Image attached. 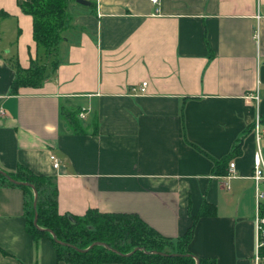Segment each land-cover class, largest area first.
<instances>
[{
    "label": "crops",
    "instance_id": "0c3cea01",
    "mask_svg": "<svg viewBox=\"0 0 264 264\" xmlns=\"http://www.w3.org/2000/svg\"><path fill=\"white\" fill-rule=\"evenodd\" d=\"M89 1L69 0L64 37L48 54L20 0H0V170L23 164L53 176L61 213L134 212L173 239L209 203L189 250L254 264L264 218V177L253 178L256 152L264 163V0ZM11 59L43 62L45 79L11 93ZM142 81L144 92L131 89ZM63 107L85 111L82 131ZM24 198L0 184V264H73L27 232Z\"/></svg>",
    "mask_w": 264,
    "mask_h": 264
},
{
    "label": "trees",
    "instance_id": "16d2710c",
    "mask_svg": "<svg viewBox=\"0 0 264 264\" xmlns=\"http://www.w3.org/2000/svg\"><path fill=\"white\" fill-rule=\"evenodd\" d=\"M68 2L20 0L23 11L32 17L33 38L45 53H51L64 37L63 31L69 24ZM0 13L6 14L2 10ZM11 60L15 69L11 93H16L21 86H38L45 79L43 62L31 59L27 67H22L15 59ZM78 111V108H61V116L73 131L83 130ZM228 159L218 161L221 172L225 171L223 166ZM2 171L0 184L23 189L27 232L35 241L42 237L51 240L57 260L73 264H215L214 259L197 257L188 248L197 217L212 212L209 203L203 202L187 230L173 239L159 233L134 212H110L89 207L83 214L61 213L57 208V186L53 176L34 172L23 164H18L15 171ZM260 215H264L263 208ZM259 253L264 256V242Z\"/></svg>",
    "mask_w": 264,
    "mask_h": 264
},
{
    "label": "built area",
    "instance_id": "2783aa9c",
    "mask_svg": "<svg viewBox=\"0 0 264 264\" xmlns=\"http://www.w3.org/2000/svg\"><path fill=\"white\" fill-rule=\"evenodd\" d=\"M150 2L153 4H157L159 0H150ZM145 86H146V81H142L137 86L131 87V89L135 92L142 93L145 90ZM255 96L257 97V95ZM0 111L3 112L2 109ZM78 116L82 118L85 117V111L80 110L78 112ZM258 119L259 117L256 118V124H255V131H256L257 136L259 135V131H260L258 128ZM49 157L52 161L53 167L57 168L59 166L60 160L53 153H50ZM234 174H235L234 161H230L229 166H228V176H232ZM263 177H264V163H263V160L260 154L256 152L255 159H254L253 178L255 180H258ZM262 195L263 194L261 192L258 193V196H262ZM256 231H257V241H256L257 249L255 250L253 260H254V264H264V256H261L259 253V248L264 242L263 241V237H264V218L263 217H256Z\"/></svg>",
    "mask_w": 264,
    "mask_h": 264
},
{
    "label": "water",
    "instance_id": "95a60500",
    "mask_svg": "<svg viewBox=\"0 0 264 264\" xmlns=\"http://www.w3.org/2000/svg\"><path fill=\"white\" fill-rule=\"evenodd\" d=\"M76 1H78V2H80V3H82V4H86V5H88L89 3H90V1L89 0H76ZM0 171H2V170H0ZM3 172V171H2ZM12 181H14V182H17V183H19V181H17V180H15V179H13V178H10ZM35 200H36V198L34 199V203H35ZM34 223H36V218H34Z\"/></svg>",
    "mask_w": 264,
    "mask_h": 264
}]
</instances>
